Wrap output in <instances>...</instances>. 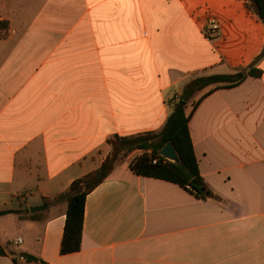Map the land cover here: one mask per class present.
Segmentation results:
<instances>
[{
  "label": "crops",
  "instance_id": "1",
  "mask_svg": "<svg viewBox=\"0 0 264 264\" xmlns=\"http://www.w3.org/2000/svg\"><path fill=\"white\" fill-rule=\"evenodd\" d=\"M2 20L0 264H264V55L259 78L190 118L215 199L135 175L128 158L87 195L78 252H59L65 204L18 214L98 168L112 135L161 129L192 79L251 65L264 25L243 0H0Z\"/></svg>",
  "mask_w": 264,
  "mask_h": 264
},
{
  "label": "trees",
  "instance_id": "2",
  "mask_svg": "<svg viewBox=\"0 0 264 264\" xmlns=\"http://www.w3.org/2000/svg\"><path fill=\"white\" fill-rule=\"evenodd\" d=\"M244 7L264 25V0H243ZM8 21H0V38L8 35ZM264 55V47L256 60L247 67H240L233 73L213 74L192 79L185 87L200 92L195 100L183 101L182 94L169 102L170 113L157 131L118 136L107 139L109 153L95 170L73 180L65 191L53 198H44L48 205L65 204V223L60 243V254H72L80 250L84 221L85 201L87 195L100 185L115 169L129 158L130 170L138 176L159 179L174 183L198 199H215L216 195L208 188L200 175L198 161L194 152L189 131V121L198 104L209 94L218 89H229L240 85L247 77L259 78L261 71L255 63ZM170 142L179 157L178 163L170 162L160 156L162 147ZM23 218L37 219L41 212L29 213L25 208L18 211ZM22 214V215H21ZM8 254L5 246L0 244V256ZM30 262H41L37 257L20 253ZM14 261L16 256L12 255Z\"/></svg>",
  "mask_w": 264,
  "mask_h": 264
},
{
  "label": "water",
  "instance_id": "3",
  "mask_svg": "<svg viewBox=\"0 0 264 264\" xmlns=\"http://www.w3.org/2000/svg\"><path fill=\"white\" fill-rule=\"evenodd\" d=\"M194 93V90L192 88H187L186 90H184V92L182 93V100L183 101H189L192 94ZM160 156L163 157L164 159L173 162V163H178L179 162V157L176 153L175 148L173 147V145L168 142L167 144H165L162 149L159 152ZM48 208V204H44V205H40V206H35V207H30L29 211L31 213L34 212H38V211H43L45 209ZM11 213L10 210H3L0 211V215H5Z\"/></svg>",
  "mask_w": 264,
  "mask_h": 264
},
{
  "label": "built area",
  "instance_id": "4",
  "mask_svg": "<svg viewBox=\"0 0 264 264\" xmlns=\"http://www.w3.org/2000/svg\"><path fill=\"white\" fill-rule=\"evenodd\" d=\"M218 23L213 18H208L206 25L204 26L202 33L206 39L214 38L218 33Z\"/></svg>",
  "mask_w": 264,
  "mask_h": 264
},
{
  "label": "rangeland",
  "instance_id": "5",
  "mask_svg": "<svg viewBox=\"0 0 264 264\" xmlns=\"http://www.w3.org/2000/svg\"><path fill=\"white\" fill-rule=\"evenodd\" d=\"M200 92H194L191 96V100L195 101L199 96H200Z\"/></svg>",
  "mask_w": 264,
  "mask_h": 264
}]
</instances>
